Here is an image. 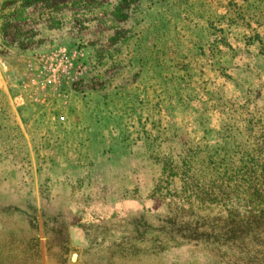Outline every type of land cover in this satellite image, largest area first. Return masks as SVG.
Masks as SVG:
<instances>
[{
	"label": "rangeland",
	"instance_id": "obj_1",
	"mask_svg": "<svg viewBox=\"0 0 264 264\" xmlns=\"http://www.w3.org/2000/svg\"><path fill=\"white\" fill-rule=\"evenodd\" d=\"M65 52L74 67L59 73L58 92L85 126L70 139L83 143L66 142L47 116L36 130L21 106L42 59ZM263 135L264 0H0V192L12 193L0 196V264H69L73 251L78 264H166L165 243L264 264V224L259 237L243 227L227 242L233 224L189 231L182 217L139 215L125 236L85 231L78 243L51 193L60 183L67 203L86 206L130 192L195 210H264V173L244 169L264 167ZM107 173L105 193L95 178Z\"/></svg>",
	"mask_w": 264,
	"mask_h": 264
},
{
	"label": "crops",
	"instance_id": "obj_2",
	"mask_svg": "<svg viewBox=\"0 0 264 264\" xmlns=\"http://www.w3.org/2000/svg\"><path fill=\"white\" fill-rule=\"evenodd\" d=\"M25 98H21V106L24 108H30L33 110V124L35 125L36 130H46V125L48 124L46 120V116L51 120L59 121L60 116H64L66 118L65 122L61 125H64L61 127V129H65L68 132V135L66 136V142H78L83 143L82 141V134L80 137L74 136L75 140H71V134L79 133V131L85 126L80 129L77 128L76 118L75 115L71 113V111L68 109V98L65 95L57 97V99H53L51 97H40L38 99H35L29 95L24 96ZM55 104H57L55 106ZM57 107L60 108V111L58 110V113L54 114V112L57 111ZM72 114V115H71ZM60 124V123H59ZM98 128L96 125L95 128ZM94 125L92 127V133ZM80 129V130H79ZM87 130V129H86ZM88 131V130H87ZM104 173V172H103ZM110 174V173H109ZM109 174H103L99 178H95L97 185H99V182L103 181L105 182L104 185L98 186L99 189H101L103 192H108L109 189L107 187L108 183L113 179L109 176ZM56 175V173H55ZM1 181V177H0ZM64 187L63 184H55L53 187L51 193L62 195V204L57 206L54 205L53 207L60 211L62 214H64L66 218V225L68 227V233L69 235L76 239L78 243L82 241L83 234L85 236H88L89 231L97 232L99 234H104L106 237H114L123 235L125 236L128 231H131L132 227V221L133 217L135 216H154V215H168L170 214L176 205H173L169 201H165L160 198L156 197H149L144 196L146 198H136L132 196V193L126 192V193H118V201L114 202L110 201L109 193L107 194V197L104 196L102 199L98 198L99 200L95 203L89 204V206L84 205L81 202L77 201H70L67 203L66 196L64 194ZM97 188V186L95 187ZM45 191L42 188L41 194L44 195ZM12 193H2L0 192L1 197H6L7 195H11ZM15 195V194H13ZM115 194H113L114 196ZM143 197V196H142ZM113 199V198H112ZM44 204L46 203V199H42ZM42 209V208H41ZM43 213H46L45 206L43 207V210H41ZM54 209V210H55ZM178 211H181L182 209L188 210L191 213L196 214V219H198L200 216L197 214L196 210H189L188 208H180L177 207ZM39 212V211H38ZM80 240V241H79ZM73 253L78 254L77 258V264L79 261V252L73 251L71 254V257ZM163 259L165 260L166 264H227L225 261H221L218 258L214 256V253L210 252L206 249H200L195 248L190 245H183L176 248H170L167 249V251L163 254ZM69 264H71V258L69 260Z\"/></svg>",
	"mask_w": 264,
	"mask_h": 264
},
{
	"label": "trees",
	"instance_id": "obj_3",
	"mask_svg": "<svg viewBox=\"0 0 264 264\" xmlns=\"http://www.w3.org/2000/svg\"><path fill=\"white\" fill-rule=\"evenodd\" d=\"M44 1H48V0H44ZM36 2L33 4H28L26 9H29L32 6H35ZM264 138V135H263ZM263 145L260 146L261 152L264 153V142L262 143ZM255 160L252 161L251 164L249 165H245V170L247 171L249 176H253L254 173H256L257 171H259L261 173H264V167L262 165H257L256 168H254L255 166ZM171 202V201H169ZM173 205H176L177 207L180 208H188L189 210H195L193 207L189 206V205H182V204H178V203H173L171 202ZM177 207H175V209L168 215H173L170 218H172V220H174L173 217H182L183 219V224L188 226V230L192 231V223H195L196 221H204L207 222L209 219L210 220H218V221H223L226 222L225 224H233L231 229L228 230L227 232L224 233V237H226L227 239L225 241L227 242H234L237 240V232H238V228H243V227H250L253 228L252 231H255L256 237L260 236V228L261 225L264 224V210H255L251 205L250 207H236L233 205H226V206H220L218 207L217 210H202L200 208L197 209V214L200 216L198 219H196V214L191 213L188 210H184L182 209L181 211H178ZM200 209V210H199ZM197 227V225H196ZM195 230H198V227L195 228ZM166 231L168 234H170L171 232L174 231V229L171 226H168L166 228ZM250 231V233L252 232ZM170 232V233H169ZM198 232V231H197ZM197 232H195L197 236H195L194 239L198 240L200 236H198ZM206 233V232H205ZM208 236L210 234L206 233ZM209 237H212L211 235ZM217 236H215V239L217 240ZM223 238V237H222ZM193 239V240H194ZM213 239V238H211ZM262 242L264 245V235L262 238ZM193 240H191V242H193ZM234 240V241H233ZM199 241V240H198ZM260 241V240H259ZM167 247H165L163 249V254L167 251V249L170 248H176L179 246H183V245H170V243H165ZM218 245L217 242L213 243L212 241V245ZM209 251L212 253H214V248H210ZM216 257V255H214ZM217 258V257H216ZM228 261V260H227ZM227 263V262H226ZM227 264H231L229 261Z\"/></svg>",
	"mask_w": 264,
	"mask_h": 264
},
{
	"label": "built area",
	"instance_id": "obj_4",
	"mask_svg": "<svg viewBox=\"0 0 264 264\" xmlns=\"http://www.w3.org/2000/svg\"><path fill=\"white\" fill-rule=\"evenodd\" d=\"M46 60V61H45ZM44 62L42 67L34 74H31L30 84L34 86V93L31 97L38 99L40 97H59L62 96L58 91L61 86L62 78L59 75L63 68H73L74 63L68 54L65 52L61 59L57 62L49 59H42ZM64 72L62 71V74ZM29 84V85H30ZM66 118L59 117L58 123H64Z\"/></svg>",
	"mask_w": 264,
	"mask_h": 264
},
{
	"label": "water",
	"instance_id": "obj_5",
	"mask_svg": "<svg viewBox=\"0 0 264 264\" xmlns=\"http://www.w3.org/2000/svg\"><path fill=\"white\" fill-rule=\"evenodd\" d=\"M77 258H78V254L73 253V255L71 257V264H77Z\"/></svg>",
	"mask_w": 264,
	"mask_h": 264
}]
</instances>
